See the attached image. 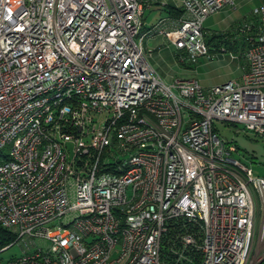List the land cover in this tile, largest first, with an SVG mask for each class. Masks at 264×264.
<instances>
[{"label": "built area", "instance_id": "obj_1", "mask_svg": "<svg viewBox=\"0 0 264 264\" xmlns=\"http://www.w3.org/2000/svg\"><path fill=\"white\" fill-rule=\"evenodd\" d=\"M179 3L141 30L145 0H0V252L20 248L0 264L251 263L264 177L213 124L264 136V0L233 28L239 77L209 87L165 83L144 43L210 58L202 23L234 0Z\"/></svg>", "mask_w": 264, "mask_h": 264}, {"label": "rangeland", "instance_id": "obj_2", "mask_svg": "<svg viewBox=\"0 0 264 264\" xmlns=\"http://www.w3.org/2000/svg\"><path fill=\"white\" fill-rule=\"evenodd\" d=\"M151 0H145L146 5ZM263 0H234V9L223 7L215 13L208 15L202 23L204 30V40L209 35L221 33L230 30L225 35L217 36L212 44L208 47L209 53L217 54L209 59V62L202 57L192 64L189 70L185 65H181L174 60V50L172 45L160 38L154 39L148 50L146 60L155 68L156 73L162 77L165 83L173 78H194L201 86H212L236 78L241 73L240 66L243 58L239 52L242 49V35L233 32L236 24L251 18V11ZM224 48V52L219 51ZM184 68V69H182ZM172 77V78H171ZM171 78V79H170ZM214 128L217 135L224 141H231L235 147L232 156L241 164L249 167L255 175L264 177V136H257L244 132L240 125L224 123L221 121L214 122ZM71 200V198H70ZM254 231L255 240L252 247V258L250 264H264V259L259 260L264 252V236H261V230L264 232V201L256 200ZM74 212H69L61 218L53 220L52 224L57 225L59 222L65 224L72 218ZM39 243L44 245L45 243ZM20 248L17 244L0 252L1 259H7L11 256L18 255Z\"/></svg>", "mask_w": 264, "mask_h": 264}, {"label": "crops", "instance_id": "obj_3", "mask_svg": "<svg viewBox=\"0 0 264 264\" xmlns=\"http://www.w3.org/2000/svg\"><path fill=\"white\" fill-rule=\"evenodd\" d=\"M169 7H172V8H180L179 0H151V1H149V4L148 5L145 4V6H144V8L142 10V15H141V18H142V28H141V30H145L146 28H148L151 25L155 24L159 20H168V19L169 20H174L178 16H180V15H178L176 17H173L174 14L172 15V13H169L168 12L169 11ZM157 38H160L162 41H166L165 38L162 37V36H155V37L149 39L148 41H146L144 43V47L148 48L150 46V44L152 43V41H154V39H157ZM216 55L217 54H212L210 58H207V57H203V58L206 59L207 62H209V59H211L213 56H216ZM242 64H243V60H242ZM150 66L155 70V68L152 65H150ZM186 67L188 68V69H186L187 71H189V72L193 71V69L192 70H189L190 66H186ZM182 69H184V68H182ZM159 77L162 79L161 76H159ZM238 77L239 76H237L236 78H232L230 80L237 79ZM212 86H214V85H212ZM202 87H205V86H202ZM207 87H209V86H207Z\"/></svg>", "mask_w": 264, "mask_h": 264}, {"label": "trees", "instance_id": "obj_4", "mask_svg": "<svg viewBox=\"0 0 264 264\" xmlns=\"http://www.w3.org/2000/svg\"><path fill=\"white\" fill-rule=\"evenodd\" d=\"M169 13H172L173 17H176L178 15L181 14V9L180 8H172V7H169ZM174 12V13H173ZM237 25V24H236ZM229 31V35L231 34L230 33V30H226V31H223L221 33H214L212 32L209 37H207V39L205 40V43L206 45L208 46L209 44H212L214 39L217 37V36H222V35H225L226 33H228ZM242 35V38H243V41H242V49L240 50L239 52V55L240 57H242V51L244 49V35L243 34H240ZM224 49V48H223ZM183 230V227H181L180 224H174L170 230H168L166 236L164 237V245L167 247L169 246L170 244L173 243V241L171 240V238H173V235L174 233H177V232H180ZM13 235L11 233H9L8 231L4 230L2 227H0V249L11 244L12 241H13ZM260 262L256 263V264H259Z\"/></svg>", "mask_w": 264, "mask_h": 264}]
</instances>
